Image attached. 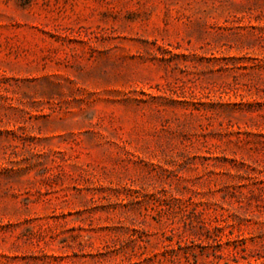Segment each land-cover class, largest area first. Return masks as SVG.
<instances>
[{
    "label": "rangeland",
    "instance_id": "1",
    "mask_svg": "<svg viewBox=\"0 0 264 264\" xmlns=\"http://www.w3.org/2000/svg\"><path fill=\"white\" fill-rule=\"evenodd\" d=\"M0 264H264V0H0Z\"/></svg>",
    "mask_w": 264,
    "mask_h": 264
},
{
    "label": "trees",
    "instance_id": "2",
    "mask_svg": "<svg viewBox=\"0 0 264 264\" xmlns=\"http://www.w3.org/2000/svg\"><path fill=\"white\" fill-rule=\"evenodd\" d=\"M244 251H246V249H244ZM234 254V253H233Z\"/></svg>",
    "mask_w": 264,
    "mask_h": 264
}]
</instances>
